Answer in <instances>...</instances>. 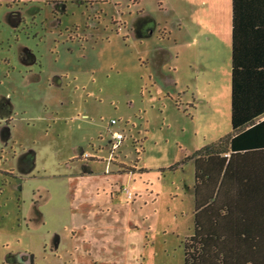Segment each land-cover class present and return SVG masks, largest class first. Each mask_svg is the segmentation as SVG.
<instances>
[{
	"label": "rangeland",
	"instance_id": "obj_1",
	"mask_svg": "<svg viewBox=\"0 0 264 264\" xmlns=\"http://www.w3.org/2000/svg\"><path fill=\"white\" fill-rule=\"evenodd\" d=\"M221 1L0 0V264H184L195 170L169 168L232 126L183 90L175 37L224 52Z\"/></svg>",
	"mask_w": 264,
	"mask_h": 264
},
{
	"label": "trees",
	"instance_id": "obj_2",
	"mask_svg": "<svg viewBox=\"0 0 264 264\" xmlns=\"http://www.w3.org/2000/svg\"><path fill=\"white\" fill-rule=\"evenodd\" d=\"M231 75V133L169 168L195 161V226L184 241V264H241L238 258L253 255L241 242L260 240L258 226L244 216L235 194L260 192L259 157L249 156L264 151V0H233ZM236 155L248 156L235 161Z\"/></svg>",
	"mask_w": 264,
	"mask_h": 264
},
{
	"label": "crops",
	"instance_id": "obj_3",
	"mask_svg": "<svg viewBox=\"0 0 264 264\" xmlns=\"http://www.w3.org/2000/svg\"><path fill=\"white\" fill-rule=\"evenodd\" d=\"M221 2L222 3H219L218 7L220 12L219 23L217 24V27L223 25L224 22L223 32L221 34V36H224V38L220 39V42L223 43L222 47L225 50L224 52L221 48H219V52L217 55H210L205 58L202 53V47H205L207 49H209V47L207 40L202 36H191V39L183 36H177L175 37V47L176 49H178V53H182V56L185 59L183 60L186 70L190 71V73L186 75L183 81V90L187 89V91L191 93V99H194L196 103L198 102L205 105L208 114H219L224 118H231L233 0H223ZM194 49L197 50L199 54L195 53L191 55V52ZM190 55V62L188 64L187 57H189ZM213 57L214 59L211 62L206 60L207 58ZM184 94H186V92ZM184 94L182 92H179L181 102L183 103V100H185L186 105L189 106L190 103L185 99ZM190 106H192V104ZM224 137L225 136L220 134L219 137L212 142L209 141L207 143L206 141H204L201 148L216 143ZM245 156L246 155H236L234 159L235 161H237ZM254 156L257 157V159L259 157L260 173L258 183L260 186V192L250 193V190L240 191L238 194L235 192V196L238 197V200L240 202L238 206L240 208L242 207L244 210V216L250 217L254 220V227L256 225L258 226V228L255 229H257L260 234V240L254 241L252 244H245V242H241L242 246L240 247L245 251H249L251 249V252L253 254L251 257L247 256L244 258H238L237 263L241 264L244 261L247 262V264H264V151H261L260 154H251V156L249 157L252 159L254 158ZM228 157L230 158V155H228ZM185 167H193V169L195 170V161H190ZM76 177L80 179V182H78V186H80L81 184L87 186L88 184V187L85 190L87 193H90L92 190L94 191L93 187L95 186V184L87 181L94 178L103 179L105 176H102L98 171H94L80 177L76 175L73 178ZM253 177L256 179V172L255 174H253ZM254 178L253 183H255L256 185V180ZM193 184H195V182ZM78 201H75V208L76 210H81L82 208H84V205L82 204L84 203V201L81 204H79ZM238 213L241 214L240 212ZM256 249H259V252ZM254 252L258 253L254 254Z\"/></svg>",
	"mask_w": 264,
	"mask_h": 264
},
{
	"label": "built area",
	"instance_id": "obj_4",
	"mask_svg": "<svg viewBox=\"0 0 264 264\" xmlns=\"http://www.w3.org/2000/svg\"><path fill=\"white\" fill-rule=\"evenodd\" d=\"M111 124L112 125H116L117 123H116V121L115 120H113L112 122H111ZM114 136V140H115V142H116V144H115V148L116 147H119V144L124 140V135L122 134V133H118V134H115V135H113ZM123 192L125 193V195H126V197H127V199L128 200H133L134 199V193H133V191L131 190V189H129V188H124L123 189Z\"/></svg>",
	"mask_w": 264,
	"mask_h": 264
},
{
	"label": "flooded vegetation",
	"instance_id": "obj_5",
	"mask_svg": "<svg viewBox=\"0 0 264 264\" xmlns=\"http://www.w3.org/2000/svg\"><path fill=\"white\" fill-rule=\"evenodd\" d=\"M79 1H82V0H76V2H79ZM52 2V1H51ZM56 5H58V3L56 4ZM62 5V4H61ZM95 27H97V26H95ZM86 29H88V27H86ZM98 29L97 28H95V29H93V31H97ZM86 34L88 33V35H89V33H90V31L89 32H85ZM94 34L95 33H91L90 34V36H93L94 37ZM1 191V190H0Z\"/></svg>",
	"mask_w": 264,
	"mask_h": 264
}]
</instances>
